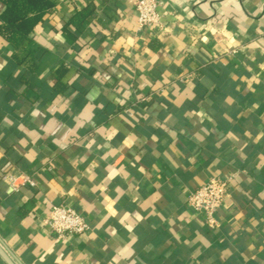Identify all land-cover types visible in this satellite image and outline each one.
Wrapping results in <instances>:
<instances>
[{
	"label": "crops",
	"instance_id": "1",
	"mask_svg": "<svg viewBox=\"0 0 264 264\" xmlns=\"http://www.w3.org/2000/svg\"><path fill=\"white\" fill-rule=\"evenodd\" d=\"M50 1L19 45L0 35L13 261L264 264V0H157L161 24L141 29L132 0ZM228 174L210 227L187 192ZM60 203L89 228L57 237L44 218Z\"/></svg>",
	"mask_w": 264,
	"mask_h": 264
},
{
	"label": "built area",
	"instance_id": "2",
	"mask_svg": "<svg viewBox=\"0 0 264 264\" xmlns=\"http://www.w3.org/2000/svg\"><path fill=\"white\" fill-rule=\"evenodd\" d=\"M132 2L137 14L138 29L161 24L157 0H132ZM3 178L9 182L12 189L35 184L34 179L27 173L16 176L6 173ZM232 178L231 174L211 176L206 182L187 192V206L192 211L202 214L205 223L210 227H216L218 224L217 212L229 194ZM44 222L57 234V237L67 233L80 234L89 228L83 212L65 203L53 205L45 215Z\"/></svg>",
	"mask_w": 264,
	"mask_h": 264
},
{
	"label": "trees",
	"instance_id": "3",
	"mask_svg": "<svg viewBox=\"0 0 264 264\" xmlns=\"http://www.w3.org/2000/svg\"><path fill=\"white\" fill-rule=\"evenodd\" d=\"M5 8L0 13V35L13 45H19L32 31L34 25L53 3L50 0H0ZM83 8L75 20L81 22L86 16Z\"/></svg>",
	"mask_w": 264,
	"mask_h": 264
},
{
	"label": "water",
	"instance_id": "4",
	"mask_svg": "<svg viewBox=\"0 0 264 264\" xmlns=\"http://www.w3.org/2000/svg\"><path fill=\"white\" fill-rule=\"evenodd\" d=\"M0 257L5 261L6 264H16L9 253L5 251V249L2 247L0 243Z\"/></svg>",
	"mask_w": 264,
	"mask_h": 264
}]
</instances>
